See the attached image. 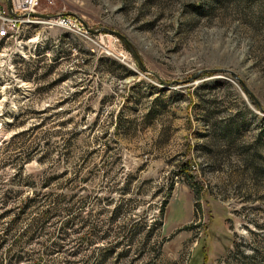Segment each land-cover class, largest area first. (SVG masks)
<instances>
[{"label": "rangeland", "instance_id": "rangeland-1", "mask_svg": "<svg viewBox=\"0 0 264 264\" xmlns=\"http://www.w3.org/2000/svg\"><path fill=\"white\" fill-rule=\"evenodd\" d=\"M39 12L0 37V264H264V0Z\"/></svg>", "mask_w": 264, "mask_h": 264}, {"label": "built area", "instance_id": "built-area-1", "mask_svg": "<svg viewBox=\"0 0 264 264\" xmlns=\"http://www.w3.org/2000/svg\"><path fill=\"white\" fill-rule=\"evenodd\" d=\"M10 11L7 0H0V37H10L14 31L18 30L23 24H31L42 21V18L34 17L31 14L39 12L41 0H10ZM54 21L59 26L77 30L82 37H89L88 30L74 16L69 14H59L54 17Z\"/></svg>", "mask_w": 264, "mask_h": 264}, {"label": "trees", "instance_id": "trees-1", "mask_svg": "<svg viewBox=\"0 0 264 264\" xmlns=\"http://www.w3.org/2000/svg\"><path fill=\"white\" fill-rule=\"evenodd\" d=\"M110 62H113V63H116L115 60H111ZM18 179V180H16ZM29 177H23L22 176V173H21V170H19L13 177H12V180H14L16 183H19L21 182L22 184H28V183H32V182H28L29 180ZM169 189H172V185L169 187ZM17 193V191H16ZM34 200V197H30V196H27L25 199H24V202L22 203V205L20 206V211L23 212L26 210V208L29 207V204L31 203V201L33 202ZM166 205V201H163L162 205H161V211H163L164 207Z\"/></svg>", "mask_w": 264, "mask_h": 264}, {"label": "water", "instance_id": "water-1", "mask_svg": "<svg viewBox=\"0 0 264 264\" xmlns=\"http://www.w3.org/2000/svg\"><path fill=\"white\" fill-rule=\"evenodd\" d=\"M7 5H8V7H9L10 11L12 12V10H11V3H10V0H7ZM31 15L34 16V17L42 18V19H43V18L46 19V18H51V17H52L51 15H48V14H45V13H41V12L32 13ZM116 34H117L118 36H120V37L125 41L126 45H127V46L129 47V49L135 54V56L137 57V59H138V61H139V58H138V56H137L135 50L133 49V47H132L131 44L129 43V41H128V40H127L122 34H120V33H118V32H116ZM142 69L144 70V67H142Z\"/></svg>", "mask_w": 264, "mask_h": 264}]
</instances>
